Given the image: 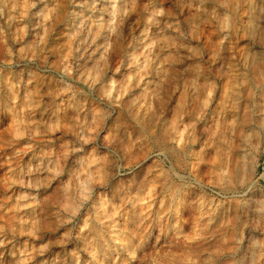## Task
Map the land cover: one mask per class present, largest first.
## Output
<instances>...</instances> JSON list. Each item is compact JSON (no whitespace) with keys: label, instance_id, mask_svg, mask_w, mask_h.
Masks as SVG:
<instances>
[{"label":"rangeland","instance_id":"374dc122","mask_svg":"<svg viewBox=\"0 0 264 264\" xmlns=\"http://www.w3.org/2000/svg\"><path fill=\"white\" fill-rule=\"evenodd\" d=\"M230 4L0 0V264H264V13Z\"/></svg>","mask_w":264,"mask_h":264},{"label":"bare ground","instance_id":"6f19581e","mask_svg":"<svg viewBox=\"0 0 264 264\" xmlns=\"http://www.w3.org/2000/svg\"><path fill=\"white\" fill-rule=\"evenodd\" d=\"M240 4H245V6L247 5V6H250V8L251 7H253V6H255V7H258L257 8V13L259 14V17H260V15H262L263 13H264V0H241V1H237L236 2V0L234 1V0H231V4H230V6H231V8H233V10H234V8L236 7V9H237V5H240ZM252 5V6H251ZM100 6V5H99ZM254 7V8H255ZM4 9V8H3ZM99 9V8H98ZM6 10H8V9H6ZM247 11V10H246ZM4 12V13H3ZM3 12H2V16L3 17H5V24L3 25V26H1V21H0V30H4L6 27H10V25H12V24H10L11 23V16H12V14H10V12H6L5 11V9L3 10ZM251 16V15H250ZM101 17H102V15H101ZM258 17V18H259ZM3 20V19H2ZM14 31V30H13ZM1 32V31H0ZM2 33V32H1ZM87 33H85V35H86ZM0 36H1V34H0ZM7 37V36H6ZM84 37V36H83ZM89 37V35L87 34L86 35V39ZM2 38H3V40H4V42H6L7 41V38H5L4 36H2ZM2 38H0V39H2ZM85 39V40H86ZM210 39H212V38H210ZM209 39V40H210ZM253 41V40H252ZM0 42H1V40H0ZM255 42V41H254ZM254 44V43H253ZM211 45H212V43H211ZM255 45H256V42H255ZM263 45H264V43H263ZM214 46V45H213ZM7 47V46H6ZM0 48L1 49H4V47H3V43L2 44H0ZM0 49V50H1ZM7 49H5V51H6ZM255 50V49H254ZM8 51V50H7ZM12 52V51H11ZM11 52H9V53H11ZM1 53V52H0ZM2 55V54H1ZM10 55V54H9ZM12 55V54H11ZM251 59H250V61H249V64H252V66H254L253 67V72L255 73V74H259V76H260V82H259V85H257V87H256V84H255V88H253V87H251L252 85L251 84H249V87H246V88H244V90L245 91H243V92H245V94H243L244 96H243V98L245 99V98H249V99H252V100H254V105H257L259 108H261L262 106V104H264V103H262V102H264V52H260V51H253V53L251 54V57H250ZM2 86H1V84H0V99H2ZM243 90V89H242ZM249 92V93H248ZM236 97V96H235ZM241 98V97H240ZM242 100V99H241ZM253 102V101H252ZM264 106V105H263ZM263 110H264V107H263ZM262 111V110H261ZM253 131H254V129H253ZM256 131V130H255ZM196 138V137H195ZM192 140H193V138H191ZM190 142V141H189ZM192 142H194V141H192ZM196 142V141H195ZM190 144H192V143H190ZM205 156V155H204ZM207 157V156H206ZM204 159H206V158H204ZM209 162H210V159H209ZM205 163H206V160H205ZM204 163V166L206 165ZM211 164V163H210ZM212 165V164H211ZM252 165H253V161L250 163V167H249V170H248V173L251 175L252 174V172H253V168H252ZM202 167V166H201ZM199 173H201V172H199ZM90 175V174H89ZM199 175V174H198ZM250 175H248V176H250ZM202 176H203V174H202ZM88 177V176H87ZM201 177V176H200ZM199 177V178H200ZM203 178H205L204 176H203ZM202 179V178H201ZM200 179V180H201ZM85 180V179H84ZM83 180V181H84ZM90 180V179H89ZM203 181V180H202ZM170 187H173V186H171L170 185ZM185 187V186H184ZM183 187V188H184ZM183 188H182V190H183ZM188 188V187H187ZM187 188H185L183 191H188V190H186ZM165 189V188H164ZM171 189V188H170ZM173 189V188H172ZM175 189V188H174ZM173 189V190H174ZM179 189V188H178ZM177 189V190H178ZM163 190V189H162ZM80 193V192H79ZM82 193V192H81ZM170 193H172L173 194V192H171V190H170ZM188 193H190V191H188ZM176 194V193H175ZM182 194H183V192H182ZM187 194V193H186ZM79 195V194H78ZM171 196V195H170ZM170 196H169V198H170ZM188 196V195H187ZM172 197V196H171ZM164 198H165V196L162 198L163 200H164ZM173 198V197H172ZM176 198V197H175ZM203 198H205V200H206V197H204L203 196ZM177 199H179V196H178V198ZM162 200V201H163ZM167 200V199H166ZM184 201H185V199H183ZM187 200V199H186ZM189 200V199H188ZM201 200V199H200ZM168 201V200H167ZM166 201V202H167ZM170 201V200H169ZM191 201V200H190ZM189 202V201H188ZM203 202V201H202ZM201 202V205H203V203L204 202H206V201H204L203 203ZM163 203H164V201H163ZM207 203H208V201H207ZM169 204V203H168ZM168 204H167V206H168ZM190 204H193V203H191L190 202ZM199 205V204H198ZM206 205V204H205ZM208 205H209V203H208ZM166 206V205H165ZM193 206V205H192ZM204 206V205H203ZM207 206V205H206ZM211 206H212V204H211ZM199 207V206H198ZM201 207V206H200ZM169 208V207H168ZM203 208V207H202ZM206 208V207H205ZM209 208V207H208ZM198 209V208H197ZM207 209V208H206ZM205 209V210H206ZM194 210V209H193ZM199 212V211H198ZM203 212H205L204 211V208H203ZM200 213H201V210H200ZM206 213H208V212H205V214ZM205 214L203 213V215L205 216ZM194 215H196V214H194ZM201 215H202V213H201ZM200 215V216H201ZM208 215V214H207ZM192 216H193V214H192ZM192 216L190 217V218H192ZM197 217H198V214L196 215ZM203 216V217H204ZM194 217V216H193ZM206 217V216H205ZM208 217V216H207ZM206 217V218H207ZM198 218H200V217H198ZM198 218H196L195 217V219H194V222H195V224L196 223H199L200 224V226H201V222H200V219H198ZM207 220V219H203V225L205 224V226H207V224L205 223V221ZM186 221V220H185ZM193 222V221H192ZM208 222V221H207ZM89 221L87 220V218H85V219H83V221H82V225H81V229L83 230L84 228H86V227H88L89 226ZM187 223V222H186ZM189 223V222H188ZM187 223V224H188ZM209 223H212V218H211V222H210V220H209ZM84 224V225H83ZM186 224V228H188V227H190V225H192L193 223H191L189 226ZM194 225V224H193ZM202 225V226H203ZM188 226V227H187ZM197 226H199V225H197ZM196 226V227H197ZM199 226V227H200ZM204 226V227H205ZM209 226H210V224H209ZM193 227H195V225L193 226ZM207 227H205V228H203V229H206ZM189 229V228H188ZM192 229V228H191ZM190 229V230H191ZM199 230V229H198ZM207 230V232L209 233V231H210V227H209V229L207 228L206 229ZM209 230V231H208ZM193 231V230H192ZM196 231V230H195ZM194 231V232H195ZM200 231H201V229H200ZM203 231V230H202ZM198 232V231H197ZM191 233V232H190ZM193 233V232H192ZM196 233V232H195ZM207 234L206 232H203V233H199L200 235L201 234ZM188 234V233H187ZM204 234V235H205ZM197 235H198V233H197ZM187 236H189V234L187 235ZM186 236V237H187ZM160 237V236H159ZM199 237V236H198ZM201 237H203V236H201ZM189 238V237H188ZM180 242H183L184 243V247H185V245H187L186 243L188 242V241H185L184 242V240L183 241H180ZM3 242L2 241H0V244H2ZM182 243V244H183ZM181 244V243H180ZM182 244H181V246H182ZM184 247H183V249L182 250H184ZM177 250H178V248H180V247H178V244H177ZM175 248V249H176ZM187 248H188V245H187ZM190 248V247H189ZM192 249V248H191ZM177 250H174V251H177ZM180 250H181V248H180ZM181 250V251H182ZM179 251V250H178ZM194 251V250H193ZM197 251V250H196ZM171 252H173V251H171ZM175 253V252H174ZM176 253H178V252H176ZM183 254H184V252H183ZM191 254V253H190ZM170 255H172L173 256V253H171ZM169 255V256H170ZM167 256V255H166ZM165 256V254H164V256L162 255V256H159L160 258H157L156 260H154V261H152L150 264H175V262H173V260H172V262H171V260L169 259V257H166ZM172 256H170V257H172ZM177 256V255H176ZM175 258V257H174ZM190 258V257H189ZM243 258V257H242ZM176 260H177V258H176ZM182 260V259H181ZM187 260H189L188 258H187Z\"/></svg>","mask_w":264,"mask_h":264}]
</instances>
